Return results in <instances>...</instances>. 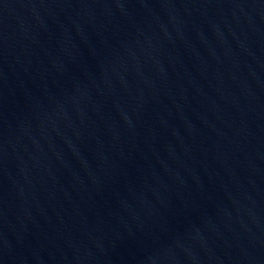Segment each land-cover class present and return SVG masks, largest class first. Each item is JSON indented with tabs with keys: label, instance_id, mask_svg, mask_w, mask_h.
Listing matches in <instances>:
<instances>
[{
	"label": "water",
	"instance_id": "1",
	"mask_svg": "<svg viewBox=\"0 0 264 264\" xmlns=\"http://www.w3.org/2000/svg\"><path fill=\"white\" fill-rule=\"evenodd\" d=\"M179 264H264V194L222 225Z\"/></svg>",
	"mask_w": 264,
	"mask_h": 264
}]
</instances>
